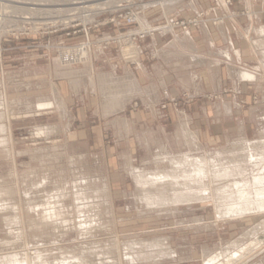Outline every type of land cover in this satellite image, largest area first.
I'll use <instances>...</instances> for the list:
<instances>
[{"label":"rangeland","instance_id":"obj_1","mask_svg":"<svg viewBox=\"0 0 264 264\" xmlns=\"http://www.w3.org/2000/svg\"><path fill=\"white\" fill-rule=\"evenodd\" d=\"M84 1L86 3H81ZM254 1V9H248L249 0H223L225 5L220 0H0V112L4 115V118L0 116V122L9 128L5 134L0 133V139L4 142L0 145V151L3 149L0 152V194L3 199V209L0 211V264H18L21 261L19 264H133L126 246L138 238L170 240L169 247L172 246L173 251L177 252V257L158 261L160 264H206L202 248H208L213 256L221 251L222 254L226 253L213 264H224L232 253L236 255L234 264H264V212L255 210L256 213L244 214L243 218L235 216V220L228 221L220 228L212 226L208 229L205 227L213 225L211 220L215 218V207L211 200L206 203L208 206H204L205 202H198L192 207L183 206L185 208L178 210L170 207L160 214L143 211V216H139L144 206L127 171L129 161L126 155L132 158L136 168L150 172L170 170V161L158 167L157 164H148V159L162 156L158 155L162 151V147H158L160 142L171 146L169 149L172 152H178L176 133L179 125L174 121L154 124L151 116H142L139 130L146 128L155 142L150 149L140 146L137 133H132L130 136H135L138 144L131 151L124 141H119L112 126L115 120L125 118L122 113L106 119L100 112L93 111L94 105L91 108L74 105V109H71V131L65 132L55 115H47L44 119L35 116L56 113L55 102L50 99L46 107L38 108L39 93H30L34 88H40L35 71H42L48 78L54 77L50 76V72L54 71V60L68 50L86 47L89 51L111 52L112 57L118 59L119 55H123L125 45L122 44L128 40L140 43L147 38H158L173 32L201 31L204 25L217 29L219 22L231 24V30L234 23L247 30L251 11H261L264 22V0ZM77 2L80 3L75 4ZM168 2H173V5L168 4L169 10L172 6V12V9L168 12L163 9L162 4ZM146 59L148 63H154L157 54L149 52ZM250 65L258 68L259 63L250 61ZM96 68V72L107 71L102 61L96 63ZM29 81L38 84L33 85ZM47 85L50 87V84ZM25 87L29 94L25 93ZM96 93L99 94L96 91L94 95ZM136 98L128 100L133 104L126 114L137 121L136 114L144 106L141 100L134 102ZM232 99L237 100L239 112L232 122L235 126L244 122L247 130L241 126L234 137H228V142L221 141L214 145L202 142L204 147L193 149L191 155L192 159H208L206 168L210 177L204 180L208 181L204 183L208 190L213 191L217 186L218 190L233 187L237 195H229L227 199L237 200L241 195L255 200L261 192H256L254 183L258 176L264 175L260 172L263 166L247 164L246 157L254 147L253 151L256 152L264 149L261 145L264 140V83H243L240 87L228 84L222 95L207 94L203 98L182 92L180 96L160 105V108L196 109L204 103L213 105L222 100L235 102ZM41 125L58 128L51 130L53 133L42 140L33 131ZM242 129L245 131L241 132ZM116 131L120 134V131ZM243 134L252 142L241 141L239 138ZM124 135L125 138L120 134V138L127 139ZM57 143V148L52 147ZM223 157L221 162L220 158ZM212 160L217 163H212ZM239 161H242V165ZM217 164L222 165V171L232 170L234 177L215 180L214 172L218 168L214 165ZM188 168V173L196 176L195 167ZM242 173L244 177H240ZM250 179L254 181L250 183ZM245 184L249 185L242 188ZM106 186L112 191V203L106 197ZM240 187L242 190L238 191ZM260 189L257 190L263 191ZM5 190L7 193H4ZM214 191L213 194H216L217 191ZM144 212L158 216L149 218ZM13 216L16 218L6 224V218ZM197 224H203L200 230ZM39 252L40 256L37 255Z\"/></svg>","mask_w":264,"mask_h":264},{"label":"crops","instance_id":"obj_2","mask_svg":"<svg viewBox=\"0 0 264 264\" xmlns=\"http://www.w3.org/2000/svg\"><path fill=\"white\" fill-rule=\"evenodd\" d=\"M252 5L253 7L256 5L254 0H252ZM193 8L197 10L195 4H193ZM260 12H256V15H253L249 19L250 23L247 26V30H242L244 28L237 23H234L232 26V29H235V31L231 30V24L223 25V27H219L220 29L204 25L201 31H191L188 33L173 32L158 38H147L140 43L136 42L129 46V48H132L133 46L135 49L137 48V54L134 55V59L129 53L130 50L127 48V43L122 44L125 45L123 55H119L118 59L115 57L113 58L110 54L111 52L107 53L106 51L101 50L89 51L90 53H87V59L85 58V55L81 57L78 56L81 59L78 57H70L72 59L69 60L68 63H71V65L67 63V70L78 69L80 71H85L83 78L87 79V81L88 79L90 80V75L88 73L92 74L93 78H96L94 81L97 82L95 90L88 81V84H90L91 87L88 86V84H85L82 86V89H80L81 91H75L68 78L58 75L61 67L55 65L57 64L55 61L59 57H62V53L54 60V71L50 72V76L54 77L48 78L47 76L45 77V74L42 71H39V74H36L38 71H35V76L37 77V80H39L38 83L40 84V88H34V90L31 89L32 91L30 93H39V97H42V94H44L43 97L47 98L48 102H51L50 99H53L54 101L52 96L53 86H58L57 89L59 90L60 95L64 98L68 110H70L67 117H69V115L70 117H66L67 120H65L64 123H61L60 121H62V119L58 117V109L56 112L57 114L44 113L35 116L44 119L47 115H55L65 132L71 131L73 124V114L71 109H74V105L83 106L85 108H88L89 106L91 108V106L94 105L93 111L100 112L103 117L106 116L105 118L108 119V117L113 114L107 115L103 107L101 109L100 100L97 95H94V92H101L98 85V75L112 72L124 79L132 75L140 84V91L138 93L136 92L137 94L134 92V95L133 93L129 95L130 98L137 97L134 102L141 100L142 105L144 106V108L142 107L141 111L136 114L138 120H133L126 114L129 110V106L131 107L133 104V101L130 103L127 102L128 104L126 103L125 109L116 113H122V115L127 118L135 133H147L148 130H146V128L142 131L139 130V123L142 116L148 115L153 118L154 124L167 123L172 120L177 126L179 125L178 129H180L181 124H187L191 131L198 135L201 144H203L202 142H207V145L208 143L209 145H214L221 141L224 143L228 140V137H234L235 133L238 132L240 128L243 127L247 130L244 122L239 123L236 126L235 123L232 122L235 119L236 113H239L236 104L237 100L235 101V99H232L235 102L222 100L213 105H208L203 101L204 105H199L196 109H193V107H183L181 109L169 107L167 110H162L160 105L180 96L182 92H190L195 96H199V98H203L207 94L222 95L225 85L228 84L233 87H240L243 83L256 85L264 83V73L261 72L260 65L261 60L263 59V54H261L259 51L260 49L257 48H255L257 50L256 52V50L253 49L252 44L249 43L250 39L253 42H262L260 43L261 45L264 44V36L256 33L264 26ZM149 52L157 54V60L151 64L148 63V60L146 59ZM137 55H139V57ZM196 58L201 59L198 61ZM99 61H102L103 66L107 71L96 72V63ZM250 61H257L259 63L258 68L251 67ZM85 65L87 67H85ZM119 70H121V72L118 73ZM242 70L255 72L258 78L254 81L240 79L239 72ZM85 75H87L88 78ZM30 83L33 84L32 82ZM47 84H50V87ZM84 87H86V91ZM145 88L151 91L146 93ZM24 90L26 94H29L28 88L25 87ZM140 93H142V96ZM100 94L102 98V93ZM114 123L115 122L112 123L113 130L115 134L118 135L117 137H119V141H124L127 149L133 151L132 148L136 147L138 144L135 136H129L127 139L120 138V134L116 131L118 130V127H114L116 126ZM143 142V140L139 139L140 146H144L146 142L142 144ZM152 144L154 143L151 142V145ZM88 145L90 146V144ZM145 146L147 147L146 144Z\"/></svg>","mask_w":264,"mask_h":264},{"label":"bare ground","instance_id":"obj_3","mask_svg":"<svg viewBox=\"0 0 264 264\" xmlns=\"http://www.w3.org/2000/svg\"><path fill=\"white\" fill-rule=\"evenodd\" d=\"M247 1V0H246ZM250 1V0H249ZM174 2V1H173ZM173 2H168L165 5H163V9L164 11L168 12L172 9V6L170 5V10H169V3H173ZM221 3L224 4L223 0H220ZM80 2H77L75 4H79ZM81 3H86L81 2ZM250 5L248 6V9H253V5H252V0L249 2ZM248 3V4H249ZM175 4V3H174ZM173 5V4H172ZM225 5V4H224ZM226 7V6H225ZM101 8V7H100ZM173 11V9L171 10V12ZM251 11V10H250ZM165 12V13H166ZM251 17L253 15H256L255 11H251ZM168 14V13H167ZM218 24V23H217ZM223 22H219L218 24V28L219 27H223ZM263 26V25H262ZM254 28V27H253ZM258 28V27H257ZM261 28V27H259ZM172 29V28H171ZM220 29V28H219ZM255 29V28H254ZM151 30V29H149ZM173 30V29H172ZM171 32V31H170ZM256 32V31H255ZM224 33V32H223ZM257 34L259 33L260 35L264 36V26L258 30L256 32ZM261 36V38H262ZM251 37V36H250ZM187 38V37H186ZM210 38V37H209ZM258 38V37H257ZM260 38V37H259ZM264 38V37H263ZM249 39V38H248ZM259 40V39H258ZM136 40H128L125 42V44L127 43V48L128 50H130V55L133 56L134 59V55L137 54V48L135 49V47L133 46L132 48H129L130 45L135 44ZM255 41V40H254ZM261 41V40H260ZM263 41V40H262ZM186 42V41H185ZM212 42V41H211ZM249 43L252 44L253 49L256 50L260 49L259 51L261 52V54H263V59L261 60V72L264 73V44L261 45L260 43L262 42H253L252 40L249 39ZM264 43V42H263ZM193 44V43H192ZM186 46V45H185ZM192 46V45H191ZM183 47V45H182ZM190 48V47H189ZM188 48V49H189ZM89 52L88 49H86V47L80 48V49H74V50H68V52H64L62 54V57L58 60H56L55 62L57 64L55 65H59L60 68V72H59V76L62 77H66L68 78L71 83L72 88L75 91H78L80 89H82V86L85 84H88V81L90 82L92 88L95 90L96 87V83L93 78V75L88 73L90 75V80L88 79H84V72L85 71H80V70H67V63L69 60H71L72 58L70 57H78V56H83L85 55V58L87 59V53ZM257 52V50H256ZM90 53V52H89ZM139 53V52H138ZM186 55V54H185ZM90 56V55H89ZM139 57V55H137ZM203 56V55H202ZM78 57V58H80ZM136 57V56H135ZM191 57V56H190ZM84 58V59H85ZM192 58V57H191ZM81 59V58H80ZM197 59V58H196ZM201 58L197 59L198 61ZM194 60V59H193ZM93 61V60H92ZM203 61V60H202ZM200 61V62H202ZM89 62V61H88ZM87 62V63H88ZM204 62V61H203ZM215 62V61H214ZM205 63V62H204ZM69 64V63H68ZM211 64V63H210ZM219 64V63H218ZM217 64V65H218ZM71 65V63L69 64ZM68 65V66H69ZM56 67V66H55ZM85 67H87L85 65ZM59 68V67H58ZM89 68V67H88ZM85 69V68H84ZM58 70V69H57ZM56 70V71H57ZM59 71V70H58ZM87 72V71H86ZM90 72V71H89ZM129 73V72H128ZM132 73V72H131ZM36 74H39V72H37ZM87 74V75H88ZM87 75H85L87 77ZM95 75V74H94ZM130 75V74H129ZM238 75V73H237ZM127 76V75H125ZM239 77L240 79L246 80V81H253L256 80L258 77L256 75L255 72H250L247 70H242L239 72ZM60 78V77H59ZM88 78V77H87ZM98 85L100 87V90L102 93V107L105 111V113L107 115L110 114H116L119 111L125 109L126 107V103L128 102L129 98H130V94L134 92L138 93L140 91V84L136 81V79L130 75L128 76L126 79L119 77L118 75L114 74V73H105V74H101L98 75ZM67 79V81H68ZM215 79V78H214ZM138 80V79H137ZM2 81V80H1ZM0 81V83H1ZM55 83V82H54ZM2 84V83H1ZM90 84H88V86H90ZM53 85V84H52ZM97 85V86H98ZM193 85V84H192ZM87 86V85H86ZM90 86V87H91ZM52 87V86H51ZM58 87V86H57ZM57 87L54 85L53 86V91H52V96L54 98V102L56 104V107L58 109V117H60L62 120L68 116L69 114V110L66 106L65 100L62 97V95H60L59 90L57 89ZM142 87V86H141ZM86 87H84L85 89ZM149 88V87H148ZM88 89V88H87ZM91 89V88H90ZM92 89V90H93ZM99 89V88H98ZM144 89V88H143ZM99 90V91H100ZM81 91V90H80ZM86 91V89H85ZM89 91V90H88ZM151 91V90H150ZM149 89L145 88V92H150ZM142 92V91H141ZM1 93V92H0ZM136 93V94H137ZM143 93V92H142ZM142 93L141 96H142ZM97 94V93H96ZM99 94H97L99 96ZM144 95V94H143ZM3 96V95H2ZM101 96V94H100ZM99 96V98H100ZM132 96V95H131ZM145 96V95H144ZM148 97V96H147ZM100 98V99H102ZM21 99V98H20ZM53 100V99H52ZM1 101V100H0ZM53 102V101H52ZM21 103V102H20ZM29 103V102H28ZM48 102L47 98L44 97H39L38 99V108H43L46 107ZM26 104V102L24 103ZM21 105V104H20ZM27 105V104H26ZM228 106V105H227ZM3 107V106H2ZM0 108H1V103H0ZM27 108V107H25ZM31 109V108H30ZM227 109V108H226ZM3 115V113L0 112V116ZM4 118V115H3ZM1 120V119H0ZM115 127H118V130L120 131V134L125 138L129 137L130 135H132V133H135L132 129V127L130 126L129 121L124 118L121 120H115ZM184 122V121H183ZM62 123V121H61ZM187 123V122H186ZM8 126V125H7ZM49 125H41L38 127L34 128V134L39 135V138H42V140H46L49 136L50 133H53V129L58 128L55 126V128H53L54 126H50ZM67 127V126H66ZM264 128V127H263ZM9 128L7 129V127L0 122V133H4L5 131H8ZM52 130V131H51ZM58 130V129H57ZM260 131H262L260 129ZM241 132H243V130H241ZM262 133V132H261ZM9 134V133H8ZM260 134V133H259ZM138 135V136H137ZM245 135H247L245 133ZM245 135H241V138H239L241 141L244 140L246 142L251 141L248 140V136L245 137ZM136 136L140 139L143 140L144 142H146L145 144L147 145V148L150 149L151 148V141H153L152 143H154V140H151L152 136L150 135V133H141V134H136ZM177 136V146L176 148L178 149L177 153L176 152H172L171 146H169L168 144H164L163 142H160V144L158 145V147H162V151H160L158 153V155H162L161 157L157 156L156 159H148V164L151 163L152 164H157V166L159 167V165L164 164L168 161H170V165H172V168L170 170L167 169V172H163V170H160L162 172H158V170L155 172H150L147 169H140V168H136L132 162V158L128 156V154L126 155L127 159L129 162L127 163V171H129L135 186H136V191L139 194V198H140V202L143 204L144 208L141 211V214L139 215L140 217L143 216V211L146 212H154V213H159L160 212H164L169 210L170 207H174L173 210H178L181 208H185L183 206L186 207H192L193 204H196L198 202H205L204 206H208L206 203L209 202L208 200L213 201L214 207H215V218L213 219V221L211 220V222L213 223V225H208L205 228H211L212 226L214 228H220V226H224L228 221H232L235 220V216H240L243 218V215H248V214H254L255 210H258V212H264V175H262L261 177H257L256 178V183H254L255 186V190L257 193L261 192L260 194H258V198L255 200H248V198H246V196H238L239 199H235L232 198L231 200L227 199V197H229V195H231V197H233L236 193V190L233 187L227 188L225 190H218V186L216 187V189H214L215 191H217L216 194H213V191L208 190V188L206 187V185H204V183L208 182V181H204L207 180L208 175H210L207 173V168H206V162L208 161L207 158L205 159H200L199 158H194L192 159V155H191V151L193 149H198L200 150V147H204L203 144H201L198 135L191 131V129L189 128V126L187 124H181L180 129L177 131L176 133ZM37 138V137H36ZM138 139V140H139ZM231 139V138H230ZM238 139V140H239ZM9 141V140H8ZM232 141V140H231ZM236 141V140H235ZM255 141V140H254ZM262 141V140H261ZM264 141V140H263ZM262 141V142H263ZM144 142L142 144H144ZM233 142V141H232ZM237 142V141H236ZM252 142V141H251ZM261 142L262 148H264V144ZM1 143H4L1 139H0V145ZM6 143V142H5ZM241 143V142H240ZM244 143V142H243ZM144 144V146H145ZM239 144V143H237ZM242 144V143H241ZM246 144V143H245ZM5 145V144H2ZM8 145V144H6ZM156 145V144H155ZM248 145V144H247ZM260 145V146H261ZM234 146V145H233ZM2 147V146H1ZM5 147V146H3ZM9 147V146H8ZM52 147L57 148L58 147V143L56 145H53ZM146 147V146H145ZM7 148V147H6ZM170 148V149H169ZM188 148V149H187ZM244 148V147H243ZM246 148V147H245ZM249 148V145H248ZM255 148V147H254ZM253 148V149H254ZM184 149H187L188 151H183ZM229 149V148H227ZM231 149V146H230ZM253 149L250 151L251 153L249 154L248 160L246 157V163L247 164H251L253 167L256 166H263V171L261 170L260 172L264 173V149H262V151L260 152H256L255 150L253 151ZM258 149V148H257ZM3 150V149H2ZM2 150L0 152H2ZM8 150V148H7ZM198 150H195L194 152H198ZM204 150V149H203ZM235 150V149H234ZM202 151V149H201ZM200 151V152H201ZM207 151V150H206ZM242 151V150H241ZM8 152V151H7ZM180 152V156L178 155V153ZM204 151H202L203 154ZM231 152V151H230ZM6 153V152H5ZM194 153V155L196 154ZM224 153V152H221ZM229 153V152H228ZM232 153V152H231ZM201 154V155H202ZM205 154V152H204ZM6 155V154H5ZM8 155V154H7ZM200 155V154H199ZM216 155V154H215ZM248 155V154H247ZM211 157V155H209ZM207 157V156H205ZM228 158V156L226 157ZM230 158V157H229ZM228 158V159H229ZM234 158V157H233ZM237 158V157H236ZM235 158V160H237ZM72 159V158H71ZM207 159V160H206ZM223 158H220L221 162H222ZM243 160V158H241ZM165 160V161H164ZM218 163V159H215ZM245 160V158H244ZM216 161L212 160V163H217ZM224 161V160H223ZM230 161V160H229ZM231 162V161H230ZM239 161V164H241ZM226 164V163H225ZM228 164V163H227ZM230 164V163H229ZM238 164V161H237ZM242 165V164H241ZM188 166H194L195 169L194 171L197 172L196 176H193L192 173H188ZM259 166V167H260ZM153 167V166H152ZM197 167V168H196ZM209 167V166H208ZM212 167V166H211ZM214 167L218 168L217 170H213L214 172V179L217 180L218 179H228L230 178L232 175V170H224L222 171V165L221 164H217L214 165ZM243 169V168H242ZM248 169V168H245ZM252 169V168H251ZM154 171V170H153ZM165 171V170H164ZM244 172V169L242 170ZM240 171V172H242ZM249 171V170H248ZM190 172V170H189ZM193 172V171H192ZM212 172V171H211ZM239 172V173H240ZM188 173V174H186ZM247 174V171H246ZM250 174V173H249ZM212 175V174H211ZM238 175V174H237ZM250 177V175H248ZM234 177V176H232ZM240 177H244L243 173L242 176L240 175ZM254 177V176H253ZM234 182L236 181L235 178ZM241 179V178H240ZM244 179V178H243ZM255 179V178H254ZM212 180V178H211ZM238 180V178H237ZM233 181V180H232ZM254 180H249V182L251 183ZM237 182V181H236ZM242 182V181H240ZM246 182V181H245ZM248 182V179H247ZM101 183V182H100ZM106 183V182H105ZM213 183V182H212ZM223 183V182H222ZM221 183V184H222ZM225 183V182H224ZM229 182H227L228 184ZM214 184V183H213ZM220 184V182H219ZM97 185V184H96ZM225 185V184H224ZM242 185V184H240ZM249 184H245L242 186L246 187ZM88 186V185H87ZM195 186H198L200 188H196ZM223 186V184H222ZM253 186V185H252ZM252 186H250L249 188H251ZM8 187V186H7ZM58 187V186H57ZM1 188V187H0ZM90 188V187H89ZM258 188H261L260 190L263 191H259L257 190ZM106 189H108L107 192V198H108V202L112 203V191L109 187L106 186ZM2 189H0L1 191ZM7 190V189H6ZM5 190L4 193H7ZM93 190V189H92ZM91 190V191H92ZM242 190L241 187L240 189H238V191ZM61 191V190H60ZM65 192V191H64ZM244 192V190L242 191ZM241 192V193H242ZM249 192V191H248ZM255 192V191H254ZM1 193V192H0ZM62 193V192H61ZM253 193V192H251ZM60 194V193H59ZM217 195V196H215ZM237 195V194H236ZM63 196V194H62ZM78 196V195H77ZM105 196V195H104ZM103 196V197H104ZM83 197V196H82ZM85 197V194H84ZM84 197L82 199H84ZM105 197V198H106ZM33 198V197H32ZM76 198V197H75ZM106 198V199H107ZM237 198V197H236ZM250 198V196H249ZM253 198V197H251ZM78 199V198H77ZM81 199V198H79ZM229 200L230 201V206H228L227 201L225 200ZM86 200V199H85ZM3 199L1 197L0 194V211L3 209V205L2 202ZM88 202V201H87ZM80 203V202H79ZM86 204V203H84ZM108 204V203H107ZM9 205V204H8ZM7 206V205H6ZM57 206V205H56ZM112 206V205H111ZM146 206V207H145ZM82 208V207H81ZM80 208V209H81ZM9 209V208H8ZM85 209V207H84ZM5 210V209H4ZM17 212V210H15ZM139 211V210H138ZM2 212V211H1ZM13 212V211H12ZM32 212V211H31ZM30 212V213H31ZM15 213V212H14ZM18 213V212H17ZM25 213V212H24ZM41 213V212H40ZM52 213V212H51ZM54 213V211H53ZM145 213V212H144ZM256 213V212H255ZM29 214V213H28ZM33 214V213H32ZM47 214V213H46ZM55 214V213H54ZM146 214V213H145ZM47 216H49L47 214ZM50 216H52V214H50ZM146 217H151L153 218V216H158L156 214H146ZM262 216V215H261ZM46 216H44L45 218ZM59 217V216H58ZM65 217V216H64ZM109 217V216H108ZM16 217L13 216V218H6V224H10V222H12L13 219H15ZM17 218H19L17 216ZM54 218V217H53ZM101 218V217H100ZM112 218V217H111ZM144 218V217H143ZM46 219V218H45ZM62 219V218H61ZM98 219V217H97ZM140 219V218H139ZM142 219V218H141ZM58 220V219H57ZM112 220V219H111ZM199 220V219H198ZM52 221V220H51ZM55 221V220H54ZM202 221V220H201ZM200 221V222H201ZM41 223H42V219H41ZM46 223V222H45ZM44 223V224H45ZM49 223V222H47ZM199 223V221H198ZM43 224V223H42ZM63 224V223H62ZM61 224V225H62ZM117 224V223H116ZM115 224V225H116ZM40 225V223H39ZM47 226V224H45ZM94 225V224H93ZM198 225V224H197ZM203 224L198 225V229H201V226ZM263 225V224H262ZM85 226V225H84ZM93 227V226H92ZM40 228V226H39ZM62 231V230H61ZM257 231V230H256ZM263 231V230H262ZM255 232V231H253ZM258 234V233H257ZM246 237V236H245ZM253 237V236H252ZM139 240L133 241L130 244H128L126 242V244H128L126 246V250L128 251V254L125 252V254L129 255V260L133 262V264L136 262L137 264H155L158 261H163L165 259H175L177 257V252L173 251L172 246L169 247V243L170 240L168 238H155L154 240H150V239H140ZM56 240V239H55ZM134 240V239H133ZM254 240V239H253ZM116 241V240H115ZM129 241V240H128ZM4 242V241H3ZM130 242V241H129ZM7 243V242H6ZM234 243V242H233ZM237 244V243H236ZM112 245V244H111ZM254 245V244H253ZM231 246V245H229ZM205 247V246H204ZM207 247V246H206ZM125 248V247H124ZM239 248V247H238ZM243 248V247H242ZM40 251V250H39ZM213 251V250H212ZM227 251V250H226ZM229 251V250H228ZM231 251V249H230ZM234 251V250H232ZM42 252V251H41ZM41 252H39L40 254H37L38 256L41 255ZM202 257L204 258V261L206 262V264H213L214 262L220 260L221 256L224 255V253L222 254V251L219 255H215L213 256V254H211V251L208 248H202ZM25 254V253H24ZM124 254V255H125ZM13 255V254H12ZM15 255V254H14ZM107 255V254H106ZM226 255V253H225ZM238 255V254H237ZM10 256V255H8ZM17 256V255H15ZM20 256V255H18ZM17 256V257H18ZM25 256V255H24ZM23 256V257H24ZM31 256V255H30ZM235 253H232L230 256H228L227 259H225V261L223 262L224 264H234L233 262H235ZM239 256V255H238ZM22 257V258H23ZM36 257V256H34ZM127 257V256H126ZM201 257V258H202ZM6 258V256H5ZM4 258V260H5ZM12 258V257H11ZM10 258V259H11ZM20 258V257H19ZM20 258V259H22ZM27 258V257H26ZM42 258V257H41ZM44 258V257H43ZM125 258V257H124ZM193 258V257H192ZM224 258V257H223ZM14 259H16L15 261H17V258L15 257ZM1 260V259H0ZM12 260V259H11ZM39 260V259H38ZM77 260V259H76ZM75 260V261H76ZM86 260V259H85ZM127 260V259H126ZM6 261V260H5ZM26 261V260H25ZM129 261V262H130ZM19 262V260H18ZM17 262V263H18ZM22 262V261H21ZM19 262V263H21ZM28 262V261H27ZM31 262V259H30ZM164 262V261H163ZM2 263V262H1ZM12 263V262H10ZM18 263V264H19ZM126 263V262H125ZM128 263V262H127ZM135 263V264H136ZM220 263V262H219ZM14 264V263H13ZM112 264V263H111ZM157 264H160L159 262ZM162 264V263H161Z\"/></svg>","mask_w":264,"mask_h":264}]
</instances>
